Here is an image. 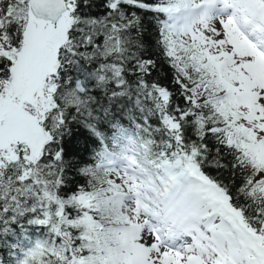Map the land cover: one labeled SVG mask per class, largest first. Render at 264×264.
Here are the masks:
<instances>
[{"label":"snow or ice","instance_id":"1","mask_svg":"<svg viewBox=\"0 0 264 264\" xmlns=\"http://www.w3.org/2000/svg\"><path fill=\"white\" fill-rule=\"evenodd\" d=\"M0 264H264V0H0Z\"/></svg>","mask_w":264,"mask_h":264},{"label":"trees","instance_id":"2","mask_svg":"<svg viewBox=\"0 0 264 264\" xmlns=\"http://www.w3.org/2000/svg\"><path fill=\"white\" fill-rule=\"evenodd\" d=\"M209 173H210V174H213V175L215 174L214 172H212V170H211V169L209 170Z\"/></svg>","mask_w":264,"mask_h":264}]
</instances>
